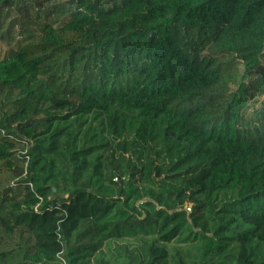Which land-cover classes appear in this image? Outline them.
<instances>
[{
  "label": "trees",
  "instance_id": "16d2710c",
  "mask_svg": "<svg viewBox=\"0 0 264 264\" xmlns=\"http://www.w3.org/2000/svg\"><path fill=\"white\" fill-rule=\"evenodd\" d=\"M0 264H264V0H0Z\"/></svg>",
  "mask_w": 264,
  "mask_h": 264
},
{
  "label": "built area",
  "instance_id": "2783aa9c",
  "mask_svg": "<svg viewBox=\"0 0 264 264\" xmlns=\"http://www.w3.org/2000/svg\"><path fill=\"white\" fill-rule=\"evenodd\" d=\"M187 209H188V210H191V207H190V206H188V207H187Z\"/></svg>",
  "mask_w": 264,
  "mask_h": 264
}]
</instances>
